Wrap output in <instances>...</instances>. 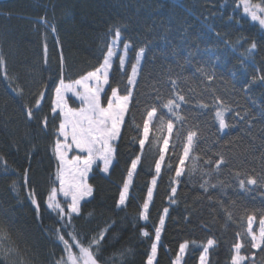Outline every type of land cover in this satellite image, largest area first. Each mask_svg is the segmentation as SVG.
<instances>
[{"label":"trees","instance_id":"1","mask_svg":"<svg viewBox=\"0 0 264 264\" xmlns=\"http://www.w3.org/2000/svg\"><path fill=\"white\" fill-rule=\"evenodd\" d=\"M250 2L264 6V0ZM117 31L129 45L126 63L121 70L120 57L114 59L103 102L112 88L121 96L130 91L128 111L108 175L92 168L87 177L92 195L69 222L68 210L61 219L48 207L58 186L55 88L61 79L70 83L99 67ZM141 49L131 88L128 78ZM178 95L185 98L176 100L181 119L161 106ZM154 106L157 116L141 149L143 122ZM217 111L223 113V129ZM161 114L173 122V134L156 174L161 144L154 142L160 136L155 126ZM248 178L257 183L248 184ZM153 179L145 221L140 214ZM249 216L256 225L264 218V29L240 0H0V245L6 249L0 250V264H56L65 255L57 229L74 231L86 245L103 232L99 264H147L157 227L154 264H174L181 244H187L181 264H199L208 240L214 244L207 264H232L236 243L244 245L243 264H264V244L252 248L246 234Z\"/></svg>","mask_w":264,"mask_h":264},{"label":"snow or ice","instance_id":"2","mask_svg":"<svg viewBox=\"0 0 264 264\" xmlns=\"http://www.w3.org/2000/svg\"><path fill=\"white\" fill-rule=\"evenodd\" d=\"M243 5L244 11L248 13L253 20H259L261 25H264V16L258 15V13H264V6L261 4H252L250 0H240ZM120 33L117 31L116 36L119 37ZM115 47V41L113 45L108 48L107 54L104 57L103 63L97 67L94 71L88 72L80 79L74 80L70 83H65L61 79L58 87L55 88V99L52 102V113L54 116L60 119L59 127L57 129V138L54 144V155L59 161L57 179L60 181V189L66 198H70L68 204L69 222L72 213L79 214L80 202L85 197L92 195V188L87 184L86 178L88 173L92 170L94 164L97 161L102 162V168L100 169L104 173H108L109 167L112 164V160L115 154V148L113 142L116 141L121 134V126L124 123L125 115L128 111V104L131 96L129 91L127 95H119L117 88L111 89V96L106 97V106L102 100L101 93L105 91V86L109 85V73L112 69V58L115 53L113 48ZM129 45L125 44V52ZM255 47V45H253ZM144 50H140V54L137 56V65L139 64L140 57L143 55ZM125 57L120 56L119 67L124 69ZM137 66L134 65L131 69V76L128 78V84L133 85L135 83V77L137 75ZM202 71V70H201ZM82 89L77 91L76 89ZM71 92L77 99L81 101V107L72 108L68 105L66 93ZM44 98V94L40 93L39 97L35 101V107L37 109L41 106V100ZM183 95H178L176 99L169 98L166 102H162V107L166 108L169 113L176 116L177 119H181L175 111L179 108V104L176 100L184 101ZM33 115L32 109L28 110V116L31 118ZM157 116V108L152 107L151 111L147 112V118L143 122L142 138L139 140L140 148L143 149L146 141L150 135V124L153 118ZM216 118L219 120L220 128L226 127L223 118V113L216 112ZM44 125L47 127V119L44 120ZM139 127V126H137ZM156 132L160 133L159 137L154 139L155 143L161 144L159 148V159L155 162V172L159 174L161 172L162 162L165 160V154L169 148V141L173 134V122L170 119H165L161 114L156 124ZM166 132V134H165ZM196 134L190 133L187 136V143L183 148V156L179 158L178 166L175 170L176 176L179 177L183 173V166L185 164V158L189 155V150L193 144V137ZM60 137L63 139L61 140ZM75 148L79 153L86 155H74L71 159L68 158V153ZM139 157L133 160L131 163V169L128 172V180L123 185V190L120 193L119 204L124 205L126 195L129 190V185L133 173L137 168ZM224 163L221 158L216 162V167L219 169L220 164ZM241 188L244 187L245 181L241 179L239 181ZM248 184H256L257 180L254 178L247 179ZM152 185H156V180H152ZM173 196L176 194V188L171 189ZM153 190L148 189L147 199L142 205V212L140 214L141 219L147 221L149 203L152 200ZM56 189H53L48 197V207L53 210H59L58 215L61 219L65 216V210L56 201ZM33 203H36L33 199ZM167 213V209L164 210ZM247 225V236L251 237V247L259 248L261 244H264V218L259 220V233L253 231L254 216H249ZM161 225L164 221L161 218ZM57 239L63 245L65 255L57 260L56 264H99L98 253L100 247V240L103 239V232L99 237H93L87 245L84 243V238L78 236L74 231L61 233L59 229L56 230ZM70 237L66 239L65 236ZM144 236H148L147 231L143 232ZM161 228L157 227L155 230V239L158 242L160 240ZM0 239H3V234L0 233ZM214 244L213 240H208L207 247L204 248V253L208 252V248ZM244 245L236 243L234 245L236 255L232 257V264H241V261L245 259L244 256L239 255L240 249ZM187 248V244H181L180 253H184ZM78 249V253L74 251ZM0 250H4L0 245ZM157 254V244L151 245V255L147 259V264H153L154 258ZM201 264H204L205 257H200ZM177 264H179L180 256L176 258Z\"/></svg>","mask_w":264,"mask_h":264},{"label":"rangeland","instance_id":"3","mask_svg":"<svg viewBox=\"0 0 264 264\" xmlns=\"http://www.w3.org/2000/svg\"><path fill=\"white\" fill-rule=\"evenodd\" d=\"M247 15L251 18V16L247 13ZM258 15H261V16H264V13H258ZM252 19V18H251ZM253 20V19H252ZM253 21H255V22H257L259 25H261L260 23H259V20H253ZM262 26V28L264 29V25H261ZM115 41V47L113 48V51H114V53H115V55H114V57L112 58V60L114 61V59L117 57V56H124L125 57V63H126V52H125V48H124V45L125 44H122V42H121V37L119 36V37H117V36H115V38L112 40V42H111V45L110 46H112L113 45V42ZM140 54V53H139ZM141 59H142V56L140 57V60H139V64L137 65V63L135 64L136 66H137V69H138V71H139V66H140V63H141ZM111 71V70H110ZM138 71H137V75H138ZM110 74V73H109ZM137 75H136V77H135V82H136V79H137ZM130 76H131V74H130ZM59 84H60V82H59ZM67 84V83H66ZM135 84V83H134ZM134 84L133 85H130L131 86V88H133V86H134ZM59 86V85H58ZM107 87L108 86H105V91L103 92V93H101V96H102V100H103V97H104V95H105V93H106V90H107ZM77 91H82V89H79V88H77L76 89ZM110 96H111V94H110ZM109 96V97H110ZM66 98H67V101H68V105L70 106V107H72V108H79V107H81L82 105H81V101L79 100V99H77L71 92H69V93H66ZM54 99H55V96H54ZM129 103H130V100H129ZM104 106H106V104H104ZM128 106H129V104H128ZM59 127V126H58ZM121 128H122V126H121ZM56 134H57V131H56ZM60 139L62 140L63 138L62 137H60ZM117 141H118V139L116 140V141H114L113 142V145H114V148H115V144L117 143ZM116 149V148H115ZM74 155H81V156H84V155H86V154H84V153H79L75 148H73L69 153H68V158L69 159H71ZM58 161V160H57ZM113 161H114V158H113V160H112V163H113ZM112 165V164H111ZM111 165H110V167H111ZM96 166H98L99 167V170L102 168V162H100V161H97L96 162V164H94L93 165V167L92 168H94V167H96ZM58 167H59V161H58ZM109 167V168H110ZM102 172V171H101ZM90 173V172H89ZM89 173H88V175H89ZM108 173H109V170H108ZM108 173H104V172H102V174L103 175H105V176H107L108 175ZM88 175H87V177H88ZM133 175H134V173H133ZM133 177V176H132ZM58 180V179H57ZM128 180V177H127V179H126V181ZM131 180H132V178H131ZM86 182H87V178H86ZM131 183V182H130ZM88 184V183H87ZM130 186V185H129ZM153 185L151 184V187L150 188H152V190H153ZM56 189V197H55V199H56V201L60 204V206L62 207V208H64V210L66 209V210H68V204L70 203V198H66V197H64V195H63V193L61 192V191H59V189H60V181L58 180V186L55 188ZM123 190V189H122ZM129 191V190H128ZM52 193V192H51ZM127 195H128V193H127ZM127 195H126V197H127ZM90 197L91 196H88V197H85V199L84 200H82L81 202H80V205L83 203V202H85L86 200H88V199H90ZM53 210V209H52ZM54 211H57V212H59V210L57 209V210H54ZM72 214H76V213H72ZM165 216H166V213H165V215H164V219H163V221L165 220ZM253 229H254V227H256V229H257V231H256V233H257V235H258V233H259V224L258 225H256L255 224V221L253 220ZM164 224V223H163ZM163 225H161V227H162ZM160 227V228H161ZM155 243L157 244V247H158V245H159V241L157 242L156 240H155ZM262 245V244H261ZM261 247V246H260ZM257 249V248H256ZM183 254L184 253H181L180 254V261H179V264H181V261H182V257H183ZM204 257H205V259H204V264H206L207 263V253H203L202 254ZM234 255H236V252L234 253ZM240 255V254H239ZM154 261H155V258H154ZM154 261H153V264H154ZM174 264H177V260L174 262ZM199 264H201V259H200V262H199ZM241 264H243V261H241Z\"/></svg>","mask_w":264,"mask_h":264}]
</instances>
